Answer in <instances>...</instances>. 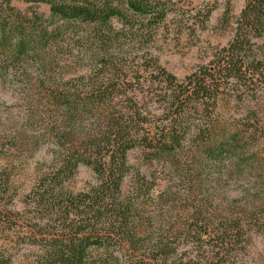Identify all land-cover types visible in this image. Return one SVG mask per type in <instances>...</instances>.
Returning a JSON list of instances; mask_svg holds the SVG:
<instances>
[{
    "label": "rangeland",
    "instance_id": "rangeland-1",
    "mask_svg": "<svg viewBox=\"0 0 264 264\" xmlns=\"http://www.w3.org/2000/svg\"><path fill=\"white\" fill-rule=\"evenodd\" d=\"M159 1L166 10L162 18L132 12L129 21L114 19L107 65L95 39L76 34L60 41L61 47L53 52L57 58L46 69L32 58L24 63L6 60L4 55L14 47L0 48V66L6 65L8 72L2 75L0 68V251L10 254V264H39L43 233L38 230L35 237L29 232L38 211L26 203L27 194L64 164L65 154L56 155L49 137L52 117L45 108L42 86L73 82L80 76H85L84 82L102 74L105 80L117 78L118 73L130 76L139 67L152 69L151 57L184 78L211 64L216 51L234 36L236 20L248 0ZM13 3L24 11L50 13L46 1ZM116 46L123 47V57ZM261 49L264 46L258 44L251 48ZM214 115L221 128L205 139L208 144L224 134L232 139L235 125L257 120L254 140H248L247 134L237 150L212 156L203 149L206 143L197 147L189 143L171 167L165 157L158 159L142 146L131 148L122 195L136 204L134 243L92 246L87 264H183L203 250L210 255L220 250L225 264H264V93L223 94ZM105 150L101 154L111 153ZM98 182L95 168L81 163L65 185L80 191ZM235 218L245 227L234 241L235 233L226 227ZM206 224L211 235L199 231ZM157 242L165 243L167 258H161Z\"/></svg>",
    "mask_w": 264,
    "mask_h": 264
},
{
    "label": "trees",
    "instance_id": "trees-1",
    "mask_svg": "<svg viewBox=\"0 0 264 264\" xmlns=\"http://www.w3.org/2000/svg\"><path fill=\"white\" fill-rule=\"evenodd\" d=\"M34 1L50 3V13L45 16L37 9L24 11L13 0H0V48L14 47L4 55L6 60L24 63L32 58L42 69L52 67L57 58L53 52L61 47L60 41L75 34L93 37L105 55L102 63L107 65V55L113 48L114 19L129 21L132 12L149 15L150 19L166 15L165 5L159 0H126L123 4L113 0ZM236 21L234 36L216 51L211 64L184 78L151 57L152 69L139 67L130 76L118 73L117 78L105 80L102 74L89 82L80 76L73 82L42 86L45 108L52 117L49 137L56 146V155L65 157L62 167L27 194L26 203L38 211L29 232L34 236L38 230L43 233L39 264H87L92 246L134 243L136 204L122 195L131 148L142 146L158 159L165 157L171 167L177 153L189 143L195 147L206 143L203 149L212 156L237 150L247 134L248 140H254L257 120L235 125L232 139L224 134L210 144L205 140L221 128L214 107L223 94L241 97L264 93V49L251 50L255 44L264 46V0H248ZM116 47L123 57V47ZM0 68L2 75L8 74L6 65ZM105 149L111 153L101 154ZM81 163L95 168L99 182L74 191L66 187L65 180ZM232 222L226 230L235 233V241L245 225L236 218ZM199 231L211 235L207 224ZM156 245L161 258H167L165 243ZM220 253L215 250L210 255L203 250L183 264H225ZM10 261V254L0 251V264Z\"/></svg>",
    "mask_w": 264,
    "mask_h": 264
}]
</instances>
